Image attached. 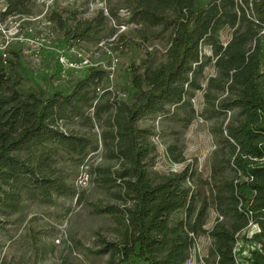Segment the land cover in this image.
I'll return each mask as SVG.
<instances>
[{
    "label": "trees",
    "instance_id": "16d2710c",
    "mask_svg": "<svg viewBox=\"0 0 264 264\" xmlns=\"http://www.w3.org/2000/svg\"><path fill=\"white\" fill-rule=\"evenodd\" d=\"M30 1L0 0V16H29ZM126 6L130 20L140 25V39L155 35L156 28L167 36L164 63L143 59L132 67L130 102L113 99L94 105L104 71L92 67L68 93L48 86L26 89L19 79V58L0 53V213L16 212L26 200L52 203L56 195H74L69 178L98 142L62 127L76 119L88 125L91 107L98 121L111 109L101 139L106 156L120 165L114 170L91 166L89 171L101 188L118 187L111 194L126 204L97 210L116 214L121 235L118 241L103 240L96 251L109 253L107 264H183L194 238L202 234L211 239L215 264H238L234 246L249 223L258 230L246 239L256 246L243 262L264 264V47L259 35L264 0H129ZM50 19L64 29V43L91 37L104 21L101 12L71 29L58 13ZM224 26L234 27L225 45L218 39ZM202 43L211 48L217 75L208 80L200 115L213 119L231 113L212 129L218 149L205 181L207 196L185 185L186 171L170 172L159 181L148 176L145 160L152 151V131L138 124L142 116L155 113L183 126L191 121L190 99L202 88L200 78L212 60L201 55ZM211 88L226 94L211 95ZM210 205L221 219L206 230Z\"/></svg>",
    "mask_w": 264,
    "mask_h": 264
},
{
    "label": "rangeland",
    "instance_id": "374dc122",
    "mask_svg": "<svg viewBox=\"0 0 264 264\" xmlns=\"http://www.w3.org/2000/svg\"><path fill=\"white\" fill-rule=\"evenodd\" d=\"M129 0H31L30 14L0 16V53L19 61L22 72L18 73L26 89H44L68 93L88 69L97 68L104 74L95 88L93 104L104 105L113 99L130 102L134 89L130 84V71L139 66L143 59L153 65L166 61L167 36L156 28V34L140 39L139 24L130 20ZM0 2V11H3ZM102 12L104 21L91 37L72 38L64 43L63 32L56 21L50 19L58 13L65 26L73 28L75 23L90 20ZM234 27L224 26L218 39L226 44L232 37ZM160 33V34H159ZM264 47V27L259 32ZM201 55L211 57L200 78L202 88L194 92L190 101L194 108L191 121L186 126L167 114L145 115L138 124L152 131L148 137L152 151L147 156L148 176L159 181L170 172H187L185 185L192 193L209 195L208 180L214 151L218 149L212 129L226 121L230 112L204 119L200 113L206 106L204 93L210 77H215L214 57L208 44H201ZM211 95L226 93L211 88ZM169 110L173 105L167 106ZM112 110L102 113L99 121L93 117V107L88 110L92 117L88 125L80 119L63 125V130L87 134L97 139L98 148L89 151L84 164L69 178L76 193L56 195L52 203L26 200L16 212L0 213V264H107L109 253H98L102 241H118L121 235L115 215L97 211L105 205L114 204L121 208L126 204L101 188L89 173L91 166H110L117 169L120 163L106 156L101 134L104 119ZM184 115L177 111V116ZM69 171V170H68ZM67 171V172H68ZM86 177L80 181V177ZM129 204V203H128ZM218 214L210 205L204 228L210 230ZM257 225H249L240 233L234 246L238 264L256 246L246 237L257 231ZM211 239L208 234L194 238L188 258L183 264H215L210 253Z\"/></svg>",
    "mask_w": 264,
    "mask_h": 264
},
{
    "label": "built area",
    "instance_id": "2783aa9c",
    "mask_svg": "<svg viewBox=\"0 0 264 264\" xmlns=\"http://www.w3.org/2000/svg\"><path fill=\"white\" fill-rule=\"evenodd\" d=\"M85 179L86 177H83V176L80 177V181H84Z\"/></svg>",
    "mask_w": 264,
    "mask_h": 264
}]
</instances>
